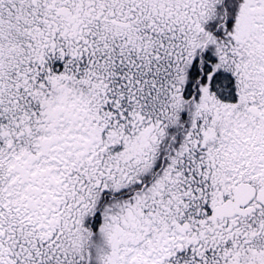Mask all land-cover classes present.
Returning a JSON list of instances; mask_svg holds the SVG:
<instances>
[{"label":"snow or ice","instance_id":"6c2138e0","mask_svg":"<svg viewBox=\"0 0 264 264\" xmlns=\"http://www.w3.org/2000/svg\"><path fill=\"white\" fill-rule=\"evenodd\" d=\"M0 264H264V0H0Z\"/></svg>","mask_w":264,"mask_h":264}]
</instances>
